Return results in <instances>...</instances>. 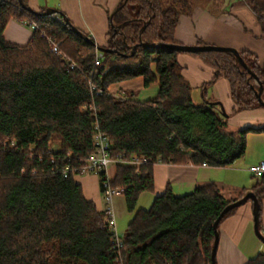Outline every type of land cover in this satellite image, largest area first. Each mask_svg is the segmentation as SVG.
Here are the masks:
<instances>
[{
	"label": "trees",
	"instance_id": "obj_1",
	"mask_svg": "<svg viewBox=\"0 0 264 264\" xmlns=\"http://www.w3.org/2000/svg\"><path fill=\"white\" fill-rule=\"evenodd\" d=\"M247 1L264 31V0ZM184 9L183 0H121L105 46L114 51L102 52L95 63L96 47L85 39L90 35L77 34L62 14L32 11L24 0H0V264H211L212 223L236 200L226 199L214 182L182 195L167 185L142 209L138 197L153 191L155 162L141 164L137 172L132 165H113L110 186H125L122 195L132 213L115 249L103 211L85 197L73 173L63 175L64 165L78 167L92 151L95 126L110 138L114 157L142 154L162 163L211 167L232 164L244 154L247 134L264 131V126L227 129L214 102L193 101L177 62L180 52L139 44L177 43L174 32ZM10 18L38 25L27 43L4 38ZM48 38L66 58L52 50ZM238 52L261 83L264 99V60L247 49ZM190 54L213 69L203 93L223 77L233 110L264 108L256 96L258 83L232 53ZM135 77L145 87L157 85L152 98L110 92L113 84ZM48 141L57 148L49 151ZM102 181L101 173L100 191ZM251 191L260 216L264 173ZM245 264H264V253Z\"/></svg>",
	"mask_w": 264,
	"mask_h": 264
},
{
	"label": "crops",
	"instance_id": "obj_2",
	"mask_svg": "<svg viewBox=\"0 0 264 264\" xmlns=\"http://www.w3.org/2000/svg\"><path fill=\"white\" fill-rule=\"evenodd\" d=\"M183 1L186 2L187 9L182 10L178 16L174 32L177 43L192 45L201 41L206 44L231 46L237 50L247 49L254 52L260 61L264 60V31L247 0ZM24 2L35 12L53 9L57 14H62L76 29L90 35L97 46H106L109 40L108 30L121 0H24ZM164 2L168 4L170 0ZM31 34L32 29L16 18H10L3 30L4 38L18 45L27 43ZM177 62L180 73L188 81L192 91L193 88L200 87L202 100L205 98L214 103L220 102L222 113H226L228 119H232L234 126L239 127L245 122L258 121L261 122L260 126H264L263 107L233 110L234 103L230 97L227 79L219 77L206 85L204 93L202 92L201 86L211 80L213 69L201 59L188 52H180L177 55ZM141 89H145L141 77L121 81L109 88L111 93L122 96H126L124 91L130 90L132 95ZM255 141L261 146L264 144V131L248 133L244 154L226 167L155 162L152 166L153 191L140 193L137 207L142 208L138 205L139 201L141 204H151L153 197L161 194L167 185L173 194L182 195L197 185L211 181L218 186L226 199L240 198L251 190L255 181V178L253 180L250 178L253 174L249 166L264 158V153L252 152L251 142ZM247 153L253 154L248 156ZM113 173V170L111 174L109 171L111 177ZM75 179L81 184L85 197L92 200L98 210H102L105 203L103 197L101 198L102 194H98L95 189L98 177L90 173L80 178L76 176ZM259 217L260 231H264V199L261 201ZM217 231L215 264H245L257 254L251 255V244L256 240L251 200L240 204L230 215L219 221Z\"/></svg>",
	"mask_w": 264,
	"mask_h": 264
},
{
	"label": "built area",
	"instance_id": "obj_3",
	"mask_svg": "<svg viewBox=\"0 0 264 264\" xmlns=\"http://www.w3.org/2000/svg\"><path fill=\"white\" fill-rule=\"evenodd\" d=\"M55 16V15H53ZM58 18L57 16H55ZM23 24L30 27L32 30L38 28V25L35 22L28 21L27 19H19ZM48 42L54 52H57L63 58H66V55L58 50V46L54 40L48 38ZM102 52L95 48V63L101 58ZM71 67L74 66L72 63ZM93 88V87H92ZM97 93H101L100 90ZM118 97H123L121 94H117ZM83 109L85 106L82 107ZM94 135H93V149L86 156V158L81 162V164L76 166H70L69 164L64 165L63 167V175H68L69 172L73 173L76 177L81 174H98L102 173V186H101V194L104 200V207L102 209L105 220V227L112 234V243L115 249L119 248L122 242L121 237L118 235L116 219H115V211L113 207V197L115 195H120L123 193L125 186H117L111 187L110 180L111 176L109 174V166L115 164H125L132 165L135 167V172L138 171V168L143 163L148 162H159V158L156 160L152 159L151 156L148 155H138L132 154L130 157L125 158L124 154H118L117 156L111 155V145L112 142L108 135L101 131L97 126L94 127ZM13 145V143H11ZM49 151L54 149V143L48 141ZM67 158L69 159V154H67ZM250 172L254 176H260L264 173V159L259 160L256 164H253L249 167ZM264 235V231H261ZM118 261H120L118 259Z\"/></svg>",
	"mask_w": 264,
	"mask_h": 264
},
{
	"label": "water",
	"instance_id": "obj_4",
	"mask_svg": "<svg viewBox=\"0 0 264 264\" xmlns=\"http://www.w3.org/2000/svg\"><path fill=\"white\" fill-rule=\"evenodd\" d=\"M119 8V6H118ZM54 12L53 9H46L43 13L45 15H50ZM75 32L79 35H81V32L75 28ZM85 39L94 45L96 49H98L100 52H110L114 51L110 48H107L105 46H97L92 38L90 37H85ZM140 45H144L147 47H165L170 50H175L178 52H190V53H198V52H207V51H224V52H230L232 53L239 63L248 70V72L253 76L254 80L258 83L259 87L258 90L256 91V96L259 100V103L264 106V99L261 98V91H262V85L261 83L257 80V77L254 75V73L248 68L242 57L240 56L239 52L237 49L231 47V46H219V45H213V44H192V45H187V44H180V43H172V44H156V43H143L142 41L139 42ZM135 47V46H134ZM133 47V49H134ZM247 200H251L252 202V215H253V228L256 236L264 242V235L261 233L259 229V201L255 194L250 190L246 192L243 196L240 198L228 203L227 205L224 206V208L221 210L219 215L216 217V219L212 223V229L214 232V241L211 247V254H210V259H211V264H215V255H216V247L218 244V231H217V226L222 218V216L229 211L230 209L239 206L240 204L246 202Z\"/></svg>",
	"mask_w": 264,
	"mask_h": 264
},
{
	"label": "rangeland",
	"instance_id": "obj_5",
	"mask_svg": "<svg viewBox=\"0 0 264 264\" xmlns=\"http://www.w3.org/2000/svg\"><path fill=\"white\" fill-rule=\"evenodd\" d=\"M140 80V79H138ZM157 89V86L154 84L149 85L148 87H145V89H141L136 91L134 94L130 95L131 91H124V94L126 96L129 97H133L135 99L138 100H146L149 98H152L155 95V91ZM200 87L199 88H193V101L195 103L201 102V95H200ZM124 97V96H123ZM216 106L218 107L219 111L221 112V114L223 116H226V122H227V129H240L243 127H247V126H252V127H260V123L261 122H245L243 124H241L242 126H234L235 124L232 122V119H228V116L226 113H222L221 109V103L220 102H215ZM247 123V124H246ZM54 143V148H57L58 143L57 142H53ZM258 146V147H257ZM251 149L253 153H264V144L261 146L259 142H251ZM253 153H247L248 156H252ZM264 157V156H263ZM264 159V158H263ZM250 167V166H249ZM113 170V165L109 166V171L110 174L112 173ZM251 174H249L250 176ZM80 176H84V174L78 175V178H80ZM95 176L98 177L97 179V183L95 185V189L97 191L98 194L101 195V191H100V185H99V175L95 174ZM250 178H252V180L255 178V176H251ZM102 198V195H101ZM138 205H141L142 209H147L150 204H141L140 201L138 203ZM113 207H114V211H115V219H116V226H117V231H118V235L120 237H123L127 231V223L129 222V220L132 217V213L128 212L126 209V206L124 204V198L123 195H115L113 197ZM254 230V228H253ZM255 233V232H254ZM253 244V245H252ZM251 244V255L254 256L256 253H264V242L260 241L257 236H256V240ZM257 248V249H256ZM259 249V250H258Z\"/></svg>",
	"mask_w": 264,
	"mask_h": 264
}]
</instances>
